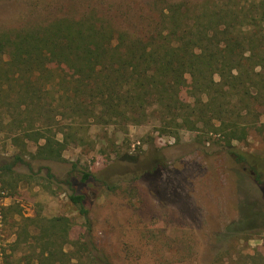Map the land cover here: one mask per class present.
<instances>
[{
  "label": "rangeland",
  "instance_id": "rangeland-1",
  "mask_svg": "<svg viewBox=\"0 0 264 264\" xmlns=\"http://www.w3.org/2000/svg\"><path fill=\"white\" fill-rule=\"evenodd\" d=\"M154 1L0 0V32L93 13L139 34L158 13ZM61 110L51 112L52 122L73 119ZM6 114L3 105L0 164L15 153L26 163L14 166V177L0 178V264H38L39 220L66 216L69 238L78 239L82 219L68 198L73 191L84 195L90 239L111 264H264V185L253 181L250 166L264 160V140L255 128L233 141L250 162L237 164L219 140L198 132L175 137L155 120L121 128L77 117L82 140L66 147L63 160H50L31 156L43 142L36 130L44 116L29 128ZM82 171L91 173L86 183Z\"/></svg>",
  "mask_w": 264,
  "mask_h": 264
},
{
  "label": "trees",
  "instance_id": "trees-1",
  "mask_svg": "<svg viewBox=\"0 0 264 264\" xmlns=\"http://www.w3.org/2000/svg\"><path fill=\"white\" fill-rule=\"evenodd\" d=\"M150 7L158 13L139 34L115 29L93 13L0 32V107L12 123L29 128L44 116L36 130L43 142L32 157L63 160L66 147L82 140L75 123L83 117L121 128L155 120L171 136L188 130L215 137L237 164L250 163L233 141L245 140L251 127L264 140V0L195 6L156 0ZM59 108L73 119L52 122ZM22 163L13 154L0 164V178L14 177V166ZM250 166L253 181L264 185V160ZM81 174V182L91 179L90 172ZM68 198L82 233L69 238L73 223L66 216L39 220L37 263L111 264L90 239L84 195L73 191Z\"/></svg>",
  "mask_w": 264,
  "mask_h": 264
}]
</instances>
